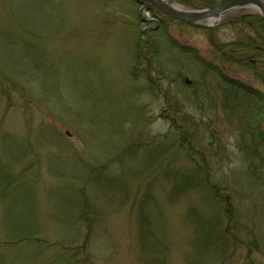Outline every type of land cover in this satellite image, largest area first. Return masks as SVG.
Returning a JSON list of instances; mask_svg holds the SVG:
<instances>
[{
    "label": "rangeland",
    "instance_id": "1",
    "mask_svg": "<svg viewBox=\"0 0 264 264\" xmlns=\"http://www.w3.org/2000/svg\"><path fill=\"white\" fill-rule=\"evenodd\" d=\"M201 23L148 1L0 0V264H264V163L218 89L264 93L247 62L264 70L262 17Z\"/></svg>",
    "mask_w": 264,
    "mask_h": 264
},
{
    "label": "trees",
    "instance_id": "2",
    "mask_svg": "<svg viewBox=\"0 0 264 264\" xmlns=\"http://www.w3.org/2000/svg\"><path fill=\"white\" fill-rule=\"evenodd\" d=\"M178 2L192 8H207L210 7L212 4L216 3L217 0H178ZM239 22L242 23L244 22V20L242 18H239ZM163 29L165 30V28ZM201 30L207 31L210 36L214 32L213 29L205 28V27H202ZM259 37L264 40V35L259 34ZM173 42L171 41L170 45H172ZM258 42L259 41L256 38H246L245 40L236 44L235 46L241 47V49H244L249 53L247 56H251L254 58L255 55H260V48L259 45H257ZM173 44L175 46L177 43L174 42ZM176 46L179 47L176 48H178L182 53H186L190 55L195 65L198 67V70H202V71L206 69L210 70L208 68L209 66H211L212 70H214V68H217V72L220 70L218 65L209 63L207 59L204 58V56L200 52H198L195 48L183 44ZM234 61L237 62L238 60H234ZM247 62L249 68H252L253 72L256 73L255 78L258 79L262 85H264V70H261L262 67L258 66L257 61L255 59L254 60L250 59ZM239 63L243 64L241 61H239ZM218 89H220L221 97L223 98L221 105L226 111L225 112L223 110L225 119L226 120L235 119V121L240 127L239 129L240 138L244 141V143L246 142L245 143L246 150H248L251 156H255L256 152L258 151L259 153L258 159L260 160V162L264 163V133L261 129V123L262 120L264 119V93L259 89H255L248 86L243 82L234 81V80H230V81L226 80L225 82L219 80ZM185 117L186 116L182 115L181 117L178 118L182 126L187 121V118ZM190 133L193 138L195 132L192 131ZM183 139L185 141L186 138ZM181 140L182 139L176 141L182 147V145H184V142L182 143L183 140L182 141ZM188 144H187L188 148H190L193 152H195L194 149L192 148V144L190 142H188ZM201 159L203 160V158ZM208 195L213 202L218 203L221 206L223 205L227 207L229 206V202L226 199H223V197L220 194H218L215 190L210 189ZM227 207L225 208V210L227 209ZM143 212L144 209L142 211L141 216L144 215ZM144 223H145V217L143 216V218H141V229H144ZM214 230L215 228L212 227L210 229V232H207V234H211L212 236H214L213 234L215 233ZM222 231H224L223 234H226L227 229H223Z\"/></svg>",
    "mask_w": 264,
    "mask_h": 264
},
{
    "label": "water",
    "instance_id": "3",
    "mask_svg": "<svg viewBox=\"0 0 264 264\" xmlns=\"http://www.w3.org/2000/svg\"><path fill=\"white\" fill-rule=\"evenodd\" d=\"M137 2L148 1L151 2L157 9L163 12L170 18L185 21L194 25H205L201 21H210L216 18H221L224 14L234 11L239 8H257L263 22L264 30V3L261 0H219L209 8L202 10H184L174 8L168 4L166 0H136ZM254 10V9H253ZM210 26V24H206ZM264 34V33H263Z\"/></svg>",
    "mask_w": 264,
    "mask_h": 264
},
{
    "label": "bare ground",
    "instance_id": "4",
    "mask_svg": "<svg viewBox=\"0 0 264 264\" xmlns=\"http://www.w3.org/2000/svg\"><path fill=\"white\" fill-rule=\"evenodd\" d=\"M166 2L170 5H172L174 8H177V9H181V7H179V5L175 4V3H171L170 0H166ZM250 9H254V10H257V8H253L251 7ZM221 18H216V19H213V20H210L209 23L212 24L216 21H219Z\"/></svg>",
    "mask_w": 264,
    "mask_h": 264
}]
</instances>
